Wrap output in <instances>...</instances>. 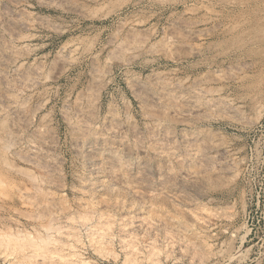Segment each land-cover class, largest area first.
<instances>
[{"label": "rangeland", "instance_id": "1", "mask_svg": "<svg viewBox=\"0 0 264 264\" xmlns=\"http://www.w3.org/2000/svg\"><path fill=\"white\" fill-rule=\"evenodd\" d=\"M0 109V264H264V0H0Z\"/></svg>", "mask_w": 264, "mask_h": 264}, {"label": "bare ground", "instance_id": "2", "mask_svg": "<svg viewBox=\"0 0 264 264\" xmlns=\"http://www.w3.org/2000/svg\"><path fill=\"white\" fill-rule=\"evenodd\" d=\"M187 31V30H186ZM128 33V32H127ZM8 37V36H7ZM191 37V36H190ZM15 43V42H14ZM117 45H119V44H117ZM128 46V45H127ZM162 46V45H161ZM124 47H125V45H124ZM118 48V47H117ZM128 48V47H127ZM132 49V48H131ZM133 49H135V48H133ZM140 49V48H139ZM161 49V48H160ZM143 52V51H142ZM67 57V56H66ZM13 60H15V59H13ZM6 62H8V61H6ZM55 62H57V61H55ZM9 63V62H8ZM11 73V72H10ZM41 76V75H40ZM15 77L16 78H19V79H22L23 80V83H24V85H30V84H32L33 82V79L34 78H32V76H30L29 74H27V73H18L17 75H15ZM34 77V76H33ZM35 77H36V75H35ZM37 77H39V76H37ZM69 77V76H68ZM158 77V76H157ZM40 78V77H39ZM156 79V78H155ZM169 79V78H168ZM52 81V80H51ZM156 81V80H155ZM219 81V80H218ZM45 82V81H44ZM203 83H204V81H202ZM21 84V83H20ZM19 84V85H20ZM35 84V83H34ZM161 84V81H158L157 83H156V85H160ZM163 85L165 86L166 85V87L165 88H168V90H167V92H166V94L164 93V95H163V98H165V99H167L168 100V102L169 101H171V100H173L175 97H179V98H181L182 99V102H184V103H186V105L187 106H190V108H192V107H194V104L196 103V100H198L199 98H201V97H203V96H205V95H207L208 94V91L206 90V89H204V88H202V87H197V86H192V87H190V88H188V89H186L185 91L182 89V85L180 84V83H163ZM132 86V85H131ZM139 87H141V86H139ZM15 89V88H14ZM83 89V88H82ZM144 92V91H143ZM143 92H142V94H143ZM215 92V91H214ZM138 93V92H137ZM145 95V94H144ZM220 97V96H219ZM208 98V97H207ZM87 99V98H86ZM91 99V98H90ZM84 101V100H83ZM221 101V100H220ZM75 103V102H74ZM83 103V102H82ZM205 103H206V101H205ZM229 103V102H228ZM154 104V103H153ZM6 105V104H5ZM24 105V104H23ZM227 105V104H226ZM4 106V105H3ZM150 106H151V103H150ZM213 107H216V108H219V107H221L222 105H220V103L218 102V103H216V104H214V105H212ZM21 108V107H20ZM67 108V107H66ZM1 110V109H0ZM70 110V109H69ZM175 110V109H174ZM29 111V110H28ZM67 111V110H66ZM147 111V110H146ZM207 112H209V110H206ZM5 112V111H4ZM76 112V111H75ZM202 112V111H201ZM201 112H200V114H201ZM203 113V112H202ZM205 113V112H204ZM5 114V113H4ZM181 114V113H180ZM197 114V113H196ZM8 115H9V113H8ZM25 115V114H24ZM77 115H78V117H84L85 116V113L83 112V111H79L78 113H77ZM212 115V114H211ZM223 115V114H222ZM28 116V115H27ZM194 116H196V115H194ZM9 117V116H8ZM169 117V116H168ZM188 117V116H187ZM23 118V117H22ZM180 118V117H179ZM95 119H96V117H95ZM193 119V118H192ZM92 120V119H91ZM94 120V119H93ZM180 120H182V119H180ZM184 120V119H183ZM191 120V119H190ZM154 122V121H153ZM161 122V121H160ZM9 123V122H8ZM35 123V122H34ZM110 124V123H109ZM193 124V123H192ZM35 125V124H34ZM108 125V124H107ZM115 125H117V124H115ZM190 125V124H189ZM6 126V125H5ZM12 128V127H11ZM46 128V127H45ZM87 128V127H86ZM84 126H81L80 125V127L78 128V131L77 132H79L80 133V135H87L86 133L89 131L88 130V128L86 129ZM166 129V128H165ZM4 131V130H3ZM186 131V130H185ZM207 131V130H206ZM9 132V131H8ZM76 132V131H75ZM189 132H191V131H189ZM162 134V133H161ZM22 135V134H21ZM33 135V134H32ZM200 135V134H199ZM166 136V135H165ZM87 137V136H86ZM85 137V138H86ZM122 137V136H121ZM168 138V137H167ZM166 138V139H167ZM163 139V138H162ZM18 141V140H17ZM142 141V140H141ZM162 141H164V140H162ZM90 142V141H89ZM191 143V142H190ZM12 144V143H11ZM14 145V144H13ZM88 145V144H87ZM168 146V145H167ZM177 146V145H176ZM4 147V146H3ZM30 147V146H29ZM192 147H194L195 149H196V151H199L200 149H202L203 148V146H201L200 144H198V143H193V145H192ZM5 148V147H4ZM47 148H49V147H47ZM135 148V147H134ZM158 148V147H157ZM29 149V148H28ZM52 149H53V147H52ZM105 149V148H104ZM87 150V149H86ZM29 151V150H28ZM152 151V150H151ZM29 152H31V151H29ZM223 152V151H222ZM149 153V152H148ZM215 153V152H214ZM44 154V152L43 151H41L40 149H38V148H36L35 147V149L33 150V152H32V158H31V160H29V162H31L32 164H38V159L37 158H39L41 155H43ZM146 154V153H145ZM220 154V153H219ZM210 155V154H209ZM218 155V154H217ZM216 156V155H215ZM23 157V156H22ZM17 158H18V156H17ZM115 158V157H114ZM153 159V158H152ZM55 161V160H54ZM53 161V162H54ZM145 161V160H144ZM60 163V162H59ZM97 163V162H96ZM197 163V162H196ZM44 165L46 164V163H43ZM93 164V163H92ZM55 165V164H54ZM98 165V164H97ZM43 166V165H42ZM174 166V165H173ZM55 167V166H54ZM99 167V166H98ZM56 168V167H55ZM44 169H46L45 171L48 173V172H50V167L49 166H46V167H44ZM171 169H173V168H171ZM136 171V170H135ZM187 171V170H186ZM188 173V172H187ZM201 173V172H200ZM93 175V174H92ZM149 176V175H148ZM100 177V176H99ZM50 178V177H49ZM95 178V177H94ZM103 178V177H102ZM164 178V177H163ZM190 179V178H189ZM196 180V179H195ZM35 181V180H34ZM99 181V180H98ZM48 183V182H47ZM126 183V182H125ZM106 184V183H105ZM130 184V183H129ZM88 186V185H87ZM105 186V185H104ZM150 188V187H149ZM36 189V188H35ZM187 191V190H186ZM83 195V194H82ZM149 197V196H148ZM14 211V210H13ZM225 264V263H224Z\"/></svg>", "mask_w": 264, "mask_h": 264}]
</instances>
